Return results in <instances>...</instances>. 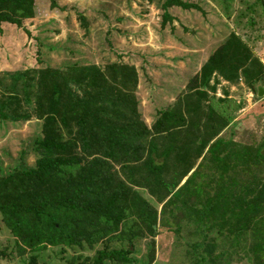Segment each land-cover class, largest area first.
Wrapping results in <instances>:
<instances>
[{"label": "trees", "instance_id": "obj_1", "mask_svg": "<svg viewBox=\"0 0 264 264\" xmlns=\"http://www.w3.org/2000/svg\"><path fill=\"white\" fill-rule=\"evenodd\" d=\"M37 1L0 0V33L6 25L24 29V23L36 17ZM45 1L57 17L75 18L84 39L90 33L91 19L104 15L90 9L68 13L59 0ZM160 1L161 29L169 33L170 38L178 35L174 39L178 43L184 39L186 44L179 43L181 48L191 50L195 58L200 57L201 52L195 50L206 47L197 36L202 38L203 32L194 28L200 19L194 18L195 24L186 19L191 12L194 17L195 12L207 15L200 2ZM54 24L51 22L46 27L45 34L61 32L49 28ZM189 32H195L194 42L187 38ZM109 36L110 31L105 42L115 59L101 63L78 59L81 52L75 48L84 46L78 39L55 43L50 37V43L41 41L39 44L37 59L44 65L40 69L37 101L42 109L38 118L42 137L36 144L40 159L34 168H15L8 174H0V214L24 249L22 253L48 247L73 248L85 244L92 247L119 233L125 223L136 216L140 221L136 224L138 232L146 231L151 237L147 264H154L159 209L144 199L139 189L147 190L158 205L170 197L172 200L181 192V183L189 177L196 163L202 159L201 167L206 165L210 156L224 148L225 143L218 137L228 123L217 110L204 108L211 91L216 89L212 85L215 77L230 84L244 80L256 93L258 86L264 87V65L240 36L231 31L219 40L220 44L191 77L175 68L177 83L171 90L178 92L175 101L156 111L155 118L148 124L137 98L141 82L139 64L118 60L121 53L114 49ZM56 53L67 56L52 66L47 61L55 63ZM179 57L176 61L184 58ZM231 155L236 172L240 168L244 171L248 163L251 166L264 163V144L244 145L237 152L231 151ZM197 172H193L188 181ZM239 189L240 196L235 199L230 215L241 220L234 226L241 231L245 224L252 229L261 228L264 180L254 174ZM222 200V194L217 195L215 205ZM228 213L229 210H223L222 217ZM218 224L203 226L202 240L197 246L201 264L212 262L209 241L215 228L220 230L225 222ZM130 246L133 248L132 244ZM252 250L261 256L259 262H262L264 242H256ZM131 254L130 248H105L85 262L136 264ZM36 259L32 256L28 264H38Z\"/></svg>", "mask_w": 264, "mask_h": 264}, {"label": "rangeland", "instance_id": "obj_2", "mask_svg": "<svg viewBox=\"0 0 264 264\" xmlns=\"http://www.w3.org/2000/svg\"><path fill=\"white\" fill-rule=\"evenodd\" d=\"M183 1L200 2L208 15L195 12L194 17L191 12V16L186 17L189 23L200 19L194 28L203 32L202 38L197 36L199 41L203 39L206 47L198 58L192 56L191 50H180L183 48L179 43L186 44L184 39L178 43L174 40L178 35L170 38L169 33L161 29L160 0H59L61 7H67L68 13L90 9L104 14L91 19L86 39L82 37L83 32L75 18L57 17L45 0L37 1L36 17L26 21L24 29L3 26L0 33V174H8L15 168H34L40 159L36 144L42 137V125L38 120L42 109L37 101L40 69L44 65H40L37 58L40 42L50 43V37L55 43H63L70 38L83 41L85 47L78 45L75 48L81 52L78 59L101 63L115 59L105 42L110 31L112 45L121 53L118 60L139 64L141 82L137 98L148 124L155 118L156 111L175 101L178 92H171L177 83L175 68L191 77L229 32L235 31L261 61L264 56V0ZM205 18L204 26L202 21ZM51 22H55V26L49 28L60 29L59 34H45ZM194 35L195 32H189L187 38L194 42ZM65 56L67 54L56 53L53 57L55 63L50 59L47 62L55 66ZM179 56L184 57V61H176ZM212 85L216 89L211 91L204 108L217 110L228 123L218 137L225 143L224 148L210 156L202 167V159L199 160L189 177L181 183L179 188H183L179 195L172 200L170 197L158 205L147 190L139 189V194L159 209L154 264H201L197 252L200 247L197 246L202 240L203 226L219 225L222 221L225 224L220 230L215 228L209 241L212 245L211 264H264V258L259 262L261 256L252 250L256 242H264V216L261 228L252 229L245 224L241 231L234 226L241 218L230 215L235 199L240 196L239 188L254 174L264 180V163L255 166L248 163L244 171L240 168L236 172L231 155V151L237 152L241 146L264 144V97L258 95L259 87L263 86H258L256 93L244 80L230 84L219 77L213 79ZM195 171L199 172L188 181ZM219 194L223 200L215 205ZM209 206H212L211 210L205 215ZM223 210H229L224 218ZM136 224L140 221L133 216L119 233L92 247L87 244L73 248L48 247L22 253L24 249L20 248L18 239L6 227L0 214V264H28L32 256L37 257L38 264H93L92 261L85 262V259H93L105 248H130L136 264H147L151 237L146 231L140 234ZM103 264L121 263L105 261Z\"/></svg>", "mask_w": 264, "mask_h": 264}, {"label": "water", "instance_id": "obj_3", "mask_svg": "<svg viewBox=\"0 0 264 264\" xmlns=\"http://www.w3.org/2000/svg\"><path fill=\"white\" fill-rule=\"evenodd\" d=\"M258 95L260 98L264 97V88L263 87H259L258 89Z\"/></svg>", "mask_w": 264, "mask_h": 264}, {"label": "crops", "instance_id": "obj_4", "mask_svg": "<svg viewBox=\"0 0 264 264\" xmlns=\"http://www.w3.org/2000/svg\"><path fill=\"white\" fill-rule=\"evenodd\" d=\"M180 50L185 51L186 49H180ZM201 51H202V50H200V49H196V50H195L196 53H200Z\"/></svg>", "mask_w": 264, "mask_h": 264}, {"label": "built area", "instance_id": "obj_5", "mask_svg": "<svg viewBox=\"0 0 264 264\" xmlns=\"http://www.w3.org/2000/svg\"><path fill=\"white\" fill-rule=\"evenodd\" d=\"M261 62H262V64L264 65V56L261 57Z\"/></svg>", "mask_w": 264, "mask_h": 264}]
</instances>
